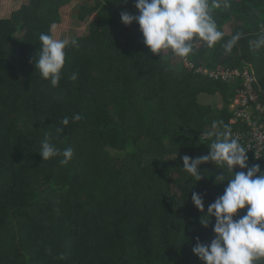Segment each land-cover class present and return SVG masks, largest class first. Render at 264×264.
Here are the masks:
<instances>
[{
    "label": "trees",
    "instance_id": "1",
    "mask_svg": "<svg viewBox=\"0 0 264 264\" xmlns=\"http://www.w3.org/2000/svg\"><path fill=\"white\" fill-rule=\"evenodd\" d=\"M73 1L25 0L0 17V264H204L192 247L197 237L206 244L214 238L215 217L207 227L201 220L228 184L216 183L217 176L232 174L208 161L196 182L182 158L209 154L214 137L205 133L214 121L220 130L229 125L233 137L244 134L239 143L249 149L250 128L232 123L229 108L246 89L245 72L259 96L252 120L264 126L257 108L264 106V48L250 51L264 32V0L214 8L224 37L211 49L196 42L187 58L153 54L138 23H122V12L139 14L135 0L82 1L78 18L88 21L87 31L74 36L79 47L66 50L59 86L52 87L35 69L39 35L54 36ZM236 33L241 39L226 54L223 45ZM223 69L240 75L212 76ZM201 94H220L224 106L202 104ZM75 114L82 119L73 121ZM46 133L61 151L74 149L68 164H60L62 156L43 161ZM147 153L155 159L146 160ZM246 155L264 171V153ZM239 171L247 170L234 166ZM193 192L202 195L203 212Z\"/></svg>",
    "mask_w": 264,
    "mask_h": 264
},
{
    "label": "clouds",
    "instance_id": "2",
    "mask_svg": "<svg viewBox=\"0 0 264 264\" xmlns=\"http://www.w3.org/2000/svg\"><path fill=\"white\" fill-rule=\"evenodd\" d=\"M123 2L127 3L128 0ZM134 6L139 14L124 11L121 21L125 25L134 21L138 23L143 42L153 54H160L161 50L165 54L166 50H170L174 57L187 58L197 52L194 47L196 42L202 41L211 49L222 40L224 32L218 29L213 9H229L231 0H135ZM241 36V33H236L223 45L226 54H231ZM39 41L35 69L39 70L43 80L57 87L66 64V50L69 47L78 48V39H57L53 35L41 33ZM261 48H264V32L250 44L253 53ZM69 79L76 80L77 74L73 73ZM72 119L79 121L82 116L75 114ZM61 123L67 126L69 118H63ZM56 131L60 133L63 128H57ZM205 135L214 137L209 154L196 158L183 156V169L197 182L204 176L199 171V165L212 161L216 166L220 165L221 169L226 164L232 175L227 178L223 171L217 176L216 183L227 180L228 184L223 194L209 204L207 218L201 220L203 226L207 227L212 217H215L214 238L206 244L197 237L192 252L204 264H264V171L259 164L249 165L246 155L249 149L239 143L238 137H233L229 125L223 124V130H220L218 122L214 121L212 130ZM39 153L43 161L62 156L59 162L66 165L73 158L74 149L67 147L61 151L51 143V135L46 133ZM234 166L247 171L234 172ZM191 198L197 209L203 212L202 195L193 192ZM246 205V213L238 219L234 218L238 210L245 209ZM57 258L63 259V254Z\"/></svg>",
    "mask_w": 264,
    "mask_h": 264
},
{
    "label": "rangeland",
    "instance_id": "3",
    "mask_svg": "<svg viewBox=\"0 0 264 264\" xmlns=\"http://www.w3.org/2000/svg\"><path fill=\"white\" fill-rule=\"evenodd\" d=\"M82 1L85 0H74L71 4L67 5L63 9V20L59 24H55L53 26V33L54 38L57 39H72L74 36L83 34L87 31L88 21H82L78 17V10L83 3ZM25 2V0H0V17H8L12 13V11L20 8L22 4ZM24 33L23 29H21L18 33V37H22V34ZM256 99L259 100V96H255ZM235 98H239L238 95H236L232 102L229 105V108L233 112V117L231 118V121L235 119V114L238 117V115H242L243 111L241 109H238L235 101ZM200 102L202 104H208L213 107H223L224 103L223 100H221L220 94L215 95H208V94H201L199 96ZM222 102V103H221ZM250 113V112H249ZM250 118V117H249ZM246 126H249V120L248 118L245 119L243 122ZM205 137V135H204ZM115 151V150H111ZM119 155H123L124 153L119 152ZM145 159L154 160L155 156L149 155L148 153L145 154Z\"/></svg>",
    "mask_w": 264,
    "mask_h": 264
},
{
    "label": "built area",
    "instance_id": "4",
    "mask_svg": "<svg viewBox=\"0 0 264 264\" xmlns=\"http://www.w3.org/2000/svg\"><path fill=\"white\" fill-rule=\"evenodd\" d=\"M238 75H240L239 69H235V70L223 69L219 72L217 71L212 72V76L224 81L236 77ZM244 77H245L246 89L244 91L240 90L238 94L239 98H235V101H237L236 105L238 109H241L243 111V114L238 115V117L235 114V119L231 122L236 124L240 120L243 123L245 119L248 118L249 120L248 128H250V133L246 145L248 146L249 150L254 149L256 151V155L259 156L262 153H264V126H260L257 122L252 120V116H251L252 114L250 108L251 103L258 102V99H256L255 97L256 93L253 84L254 77L247 72L244 73ZM257 108L258 110L264 111V106L261 104H259ZM234 137H238L239 141H243V142L246 139L245 135L241 133H236Z\"/></svg>",
    "mask_w": 264,
    "mask_h": 264
},
{
    "label": "crops",
    "instance_id": "5",
    "mask_svg": "<svg viewBox=\"0 0 264 264\" xmlns=\"http://www.w3.org/2000/svg\"><path fill=\"white\" fill-rule=\"evenodd\" d=\"M221 100H222V97H221ZM222 103V102H221Z\"/></svg>",
    "mask_w": 264,
    "mask_h": 264
}]
</instances>
